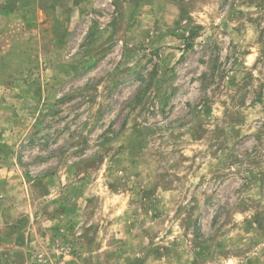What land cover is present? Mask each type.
<instances>
[{
    "label": "rangeland",
    "instance_id": "374dc122",
    "mask_svg": "<svg viewBox=\"0 0 264 264\" xmlns=\"http://www.w3.org/2000/svg\"><path fill=\"white\" fill-rule=\"evenodd\" d=\"M0 264H264V0H0Z\"/></svg>",
    "mask_w": 264,
    "mask_h": 264
}]
</instances>
